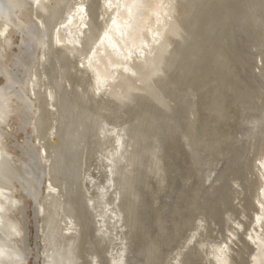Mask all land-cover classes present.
<instances>
[{"label": "bare ground", "instance_id": "1", "mask_svg": "<svg viewBox=\"0 0 264 264\" xmlns=\"http://www.w3.org/2000/svg\"><path fill=\"white\" fill-rule=\"evenodd\" d=\"M3 1L0 264H264V0Z\"/></svg>", "mask_w": 264, "mask_h": 264}, {"label": "rangeland", "instance_id": "2", "mask_svg": "<svg viewBox=\"0 0 264 264\" xmlns=\"http://www.w3.org/2000/svg\"><path fill=\"white\" fill-rule=\"evenodd\" d=\"M16 124V122L15 121H11V124H10V126H11V129L12 130H14V125ZM27 203V202H26ZM31 205V204H30ZM29 213H30V215H32L33 216V208H32V206H31V209H29ZM33 219V220H32ZM34 221V216L30 219V225H29V229L31 230V232L33 233V236H32V240H34L33 241V243H32V245H33V249L36 251V231H35V222H33ZM29 231V230H28ZM35 251H34V253H35Z\"/></svg>", "mask_w": 264, "mask_h": 264}, {"label": "water", "instance_id": "3", "mask_svg": "<svg viewBox=\"0 0 264 264\" xmlns=\"http://www.w3.org/2000/svg\"><path fill=\"white\" fill-rule=\"evenodd\" d=\"M0 8L1 9H4L5 8V3H4L3 0H0ZM27 50L28 51H31V47L29 45L27 46Z\"/></svg>", "mask_w": 264, "mask_h": 264}]
</instances>
